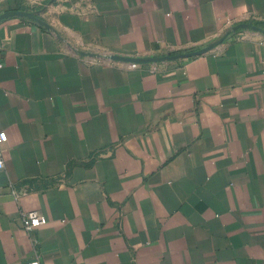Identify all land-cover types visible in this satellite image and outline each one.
I'll list each match as a JSON object with an SVG mask.
<instances>
[{"label": "crops", "instance_id": "0c3cea01", "mask_svg": "<svg viewBox=\"0 0 264 264\" xmlns=\"http://www.w3.org/2000/svg\"><path fill=\"white\" fill-rule=\"evenodd\" d=\"M42 8L0 20V264H264V0H0Z\"/></svg>", "mask_w": 264, "mask_h": 264}, {"label": "water", "instance_id": "95a60500", "mask_svg": "<svg viewBox=\"0 0 264 264\" xmlns=\"http://www.w3.org/2000/svg\"><path fill=\"white\" fill-rule=\"evenodd\" d=\"M44 8L40 10H7L5 12L0 13V20L5 19L10 16H21L28 18L34 22H37L40 25H43L45 28L50 29L55 31V29L48 24L46 21H44L41 17L38 16V14L43 10ZM253 28L258 30L259 28L257 26L251 25L247 22H241L238 24H235L229 28V30L226 31L225 34H223L220 38L217 40L208 43L206 46L197 49V50H192L189 52H178V53H173V54H164V55H158V56H144V57H139V56H121V55H114L110 54L109 57L114 60H123V61H128V62H134V63H149V62H160V61H171L175 60L178 58L182 57H189V56H194L198 54H202L213 47H215L218 43H220L227 34H229L232 31H235L239 28Z\"/></svg>", "mask_w": 264, "mask_h": 264}, {"label": "built area", "instance_id": "2783aa9c", "mask_svg": "<svg viewBox=\"0 0 264 264\" xmlns=\"http://www.w3.org/2000/svg\"><path fill=\"white\" fill-rule=\"evenodd\" d=\"M109 55L110 54H108L106 58H108V60L110 61L113 60L109 57ZM6 138H7L6 133L3 130H1L0 144L4 142ZM3 166H4L3 159L0 156V170H2ZM8 193L18 198L20 194L24 193V190L19 191L10 186ZM44 223H46V217L44 216L43 213H41L38 210H22L20 212V226L30 236V238H32L33 241H35L33 237L34 230ZM21 264H42V262L39 256L37 255L35 259L31 261H24Z\"/></svg>", "mask_w": 264, "mask_h": 264}]
</instances>
